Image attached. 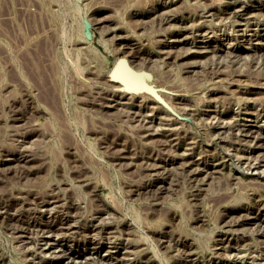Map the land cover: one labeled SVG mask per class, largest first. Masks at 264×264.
Masks as SVG:
<instances>
[{"label":"rangeland","instance_id":"1","mask_svg":"<svg viewBox=\"0 0 264 264\" xmlns=\"http://www.w3.org/2000/svg\"><path fill=\"white\" fill-rule=\"evenodd\" d=\"M255 32L264 0H0V264H264V144L223 124L264 128Z\"/></svg>","mask_w":264,"mask_h":264},{"label":"bare ground","instance_id":"2","mask_svg":"<svg viewBox=\"0 0 264 264\" xmlns=\"http://www.w3.org/2000/svg\"><path fill=\"white\" fill-rule=\"evenodd\" d=\"M231 4V3H230ZM249 5H251V6H253V7H256V4H248V3H242V4H240V5H236V6H234L233 8V10H232V12L234 13V14H237V15H239V16H242V15H248V13L249 12H251L252 10L250 9V8H248V6ZM263 6V5H262ZM259 9H261V8H259ZM251 10V11H250ZM227 11V10H226ZM231 11V10H230ZM232 13V14H233ZM233 14V15H234ZM167 15V14H166ZM244 34V33H243ZM242 36H244V35H242ZM252 37H256L257 39H259L260 38V42L258 43V44H260L259 45V47L262 49V48H264V42L262 41L263 39H264V35H262V34H260V33H258V32H255V33H252ZM250 39H252V38H250ZM214 52V51H213ZM238 56V55H237ZM258 56V55H257ZM125 60V59H124ZM126 61V60H125ZM259 61V60H258ZM127 62V61H126ZM127 64H128V62H127ZM259 64V63H258ZM129 65V64H128ZM130 66V65H129ZM133 69V68H132ZM135 70V69H134ZM136 71V70H135ZM136 72H138V71H136ZM139 73V72H138ZM143 74L145 73V72H142ZM141 73V74H142ZM141 74L139 73V75L141 76ZM145 75V74H144ZM142 78H143V75L141 76ZM110 82H111V84L112 85H114V86H116V87H122L123 86V91H122V94L123 95H125V93H130V91H132L131 89H133V88H135L136 86H137V84H138V82L135 80V79H133V78H122V77H115V78H113V79H111V80H109ZM110 84V85H111ZM141 85V86H140ZM142 84H139V87H138V90H139V88H142ZM143 90L145 89V87L143 86V88H142ZM134 91H136L137 92V89H135V90H133V93H134ZM140 91V90H139ZM138 91V92H139ZM137 92V93H138ZM143 92V91H142ZM132 93V92H131ZM135 95V94H134ZM126 96V95H125ZM124 96V97H125ZM121 97H122V95H121ZM194 112V111H193ZM196 113V112H195ZM240 113V112H239ZM261 115H263L264 116V107H262L261 109H260V112L258 113V116H261ZM231 117V116H230ZM235 119H234V121H232V122H224L223 124H228L227 125V127H230V128H237V129H239L242 133L243 132H245V134H243V135H245L246 136V138H248L247 136H249V137H251L250 139L251 140H253V142H254V145H258V146H261L262 144H264L262 141H264V128L263 127H259V129L258 130H253V127H249V128H247V129H245V126L247 125V124H242L240 121H239V119L238 118H236V116L234 117ZM176 121V120H175ZM244 123V122H243ZM222 125V124H221ZM222 127H224V125L222 126ZM194 144V143H193ZM256 160V159H255ZM260 162V161H259ZM263 162V161H262ZM258 162H249L248 163V168L249 169H258V166L261 164H257ZM264 163V162H263ZM260 168V167H259ZM194 170V169H193ZM199 170V169H198ZM197 170V171H198ZM256 171V170H255ZM195 173V172H194ZM264 195V194H263ZM259 197V196H258ZM260 203H263L262 202V199H261V197H260ZM37 202V201H36ZM264 204V203H263ZM45 206H46V208H47V206L49 205V203H48V205H46V204H44ZM53 206V205H52ZM58 208V207H57ZM51 209V208H50ZM46 210V209H45ZM52 210V209H51ZM50 210V211H51ZM44 211V210H43ZM109 215V214H108ZM259 216V215H258ZM22 224V223H21ZM61 224V223H60ZM39 225V224H38ZM64 225L66 226L67 225V227L66 228H69L68 227V225H69V222L67 223V222H64ZM32 226V225H31ZM63 226V225H62ZM70 226V225H69ZM27 228V227H26ZM34 228H38V226L37 227H34ZM49 228V227H48ZM75 228V227H74ZM77 228V227H76ZM30 229V228H29ZM31 229H33V228H31ZM35 229V230H36ZM46 229V228H45ZM34 230V229H33ZM34 230V231H35ZM52 227L50 226V229H49V231L47 230V232H49V233H51L52 232ZM72 230V229H71ZM31 232H32V230H31ZM46 233V232H45ZM110 233V232H109ZM48 234V233H47ZM42 235V234H41ZM43 235H45L44 234V232H43ZM42 240H45L46 241V244L50 241V238H48V236L46 235V236H43V239ZM182 240V239H181ZM51 242V241H50ZM97 242V241H96ZM184 242V241H183ZM182 243V242H181ZM45 244V245H46ZM101 244V243H100ZM180 244V243H179ZM186 244V243H185ZM184 244V245H185ZM187 245V244H186ZM90 246V245H89ZM65 247V246H64ZM102 247H104V244H101V245H94V246H91L90 247V253H98L99 252V250L102 248ZM58 248V247H57ZM224 248V247H223ZM63 249V248H62ZM64 250V249H63ZM88 250H89V248H88ZM47 251V250H46ZM48 251H50V250H48ZM47 251V252H48ZM81 252V251H80ZM64 253H66V251L64 252ZM45 254V253H44ZM47 254V253H46ZM56 254V253H55ZM68 255H69V257H71V256H73V255H75L73 252H68ZM88 255V254H87ZM109 255L111 256L112 255V252H110L109 253ZM116 255V254H115ZM86 256V255H85ZM108 256V255H107ZM88 257V256H87ZM92 257V256H91ZM239 257V256H238ZM100 259V258H99ZM108 259V258H107ZM97 260H98V258H97ZM98 261H100V260H98ZM106 260L105 259H103L102 258V260L100 261V262H105ZM80 263V262H79ZM217 263V262H216ZM85 264H97V261L94 259V257L93 258H91L90 260H86V262H85ZM101 264V263H100ZM104 264V263H103ZM223 264H224V262H223ZM226 264V263H225Z\"/></svg>","mask_w":264,"mask_h":264},{"label":"water","instance_id":"3","mask_svg":"<svg viewBox=\"0 0 264 264\" xmlns=\"http://www.w3.org/2000/svg\"><path fill=\"white\" fill-rule=\"evenodd\" d=\"M111 77L134 78L137 82L142 84L147 89H152L148 82L142 78L138 72L132 69L124 59L118 60L111 72Z\"/></svg>","mask_w":264,"mask_h":264}]
</instances>
